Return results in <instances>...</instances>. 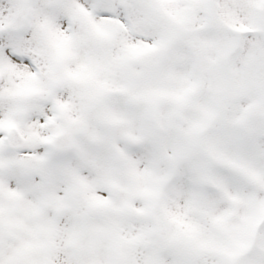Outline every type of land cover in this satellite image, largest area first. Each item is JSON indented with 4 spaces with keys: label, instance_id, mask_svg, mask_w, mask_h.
<instances>
[{
    "label": "snow or ice",
    "instance_id": "1",
    "mask_svg": "<svg viewBox=\"0 0 264 264\" xmlns=\"http://www.w3.org/2000/svg\"><path fill=\"white\" fill-rule=\"evenodd\" d=\"M0 264H264V0H0Z\"/></svg>",
    "mask_w": 264,
    "mask_h": 264
}]
</instances>
